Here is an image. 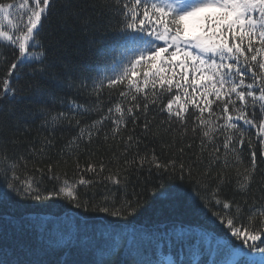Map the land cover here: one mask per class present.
Segmentation results:
<instances>
[{
	"label": "trees",
	"instance_id": "trees-1",
	"mask_svg": "<svg viewBox=\"0 0 264 264\" xmlns=\"http://www.w3.org/2000/svg\"><path fill=\"white\" fill-rule=\"evenodd\" d=\"M0 3L17 4L20 0H0ZM95 3L98 0H56L54 11L47 20H42L40 31V38L50 44V56L71 61L94 76L105 72L111 74L113 61L120 64L141 46L136 37L119 39L112 30L121 19L115 8L102 21H97L101 13L99 8L93 7ZM74 11L91 17L93 29L89 30L75 18H70ZM64 18H70L69 26L60 25ZM17 54L7 42H0V87ZM27 71L25 68L20 80L15 79L16 73L13 72L10 81V87L24 89V98L17 105L18 110L9 113L7 102L0 106V152L18 161L16 171L20 179L33 180L41 193L47 195L61 183L51 179L53 173L69 181L83 176L93 183L80 185L77 192L81 202L91 204L93 209L97 205L109 206L110 210L113 207L122 209L123 202L135 203L137 200L140 207L134 216L117 217L77 208L67 199L35 201L9 193V198L0 199V262L101 264L107 260L110 247L118 245L114 264H132L133 260L148 261L149 264H217L218 261L232 264L234 260L237 264H261L264 253L249 252L244 248V255H236L235 246L240 242L232 238L226 224L213 215L215 212L222 215L236 213L235 207L223 209L222 205L216 204L213 193L218 185L220 191L216 192L217 198L241 205L239 220L244 225L248 223L249 206L253 201L256 206L264 204V143L258 139L257 128L243 125L241 121L246 142L243 147L237 148V154L229 155L228 159L234 166L224 168L222 162L217 161L209 167L208 155L213 145H208L201 152V140L207 144V138L202 136L199 128L196 132L192 131L196 124V110L188 105L183 124L176 117L170 119L166 109H161H164L171 94H161L157 85L155 97L152 96L151 86L145 90L147 101L143 94L138 95L141 108L144 103L148 104V108L137 120L127 117L126 126H121L116 134L112 132L114 125L111 121H105L101 131L90 142L84 139L70 146L81 126L90 125L108 108H114L116 103H122L124 107L135 103L130 100L135 93H130L127 98L121 97L119 93L125 90L124 85L113 89L104 87L99 95L93 94L90 88H64L56 90L58 99L55 101L39 104L27 91L24 75ZM57 71L60 69L57 68ZM144 71L147 68H141V76ZM173 91L177 90L173 88ZM196 98L201 99L198 95ZM153 99L156 103H152ZM69 102L92 110L83 112L81 109L80 114L69 112ZM41 108L46 110V116L36 111ZM213 110L217 111L218 106L214 104ZM27 112L33 115H24ZM61 112L68 113L72 123L61 120L53 130L51 117ZM251 113L249 109V116ZM259 116L257 110V123ZM207 117L205 113L204 118ZM77 119L80 120L79 126L75 123ZM145 122L149 125L148 130L144 128ZM231 131L238 135L236 130ZM214 136V144L221 146L218 155L222 156L223 136ZM49 140L50 145L47 143ZM41 148L44 150L41 151ZM252 151L256 152L257 170L251 192L245 195L237 189L235 169L239 167L242 171L250 167ZM153 153L162 163L175 161L176 172L161 173L147 164L139 168L131 163L141 156L151 158ZM125 161L129 163L125 164ZM89 163L97 166V172L83 171ZM181 163L185 166L183 178L177 176ZM100 164L104 165L103 172L99 171ZM48 165L53 166L51 173ZM189 167L190 175L187 171ZM117 172L128 177L126 183L115 185L106 179ZM219 176L227 177L224 184H220ZM161 183L163 187H159ZM0 191H9L2 176Z\"/></svg>",
	"mask_w": 264,
	"mask_h": 264
},
{
	"label": "snow or ice",
	"instance_id": "snow-or-ice-1",
	"mask_svg": "<svg viewBox=\"0 0 264 264\" xmlns=\"http://www.w3.org/2000/svg\"><path fill=\"white\" fill-rule=\"evenodd\" d=\"M55 4L56 0H20L19 4L0 3V42H7L18 53L0 87V106L7 102L9 113L16 112L17 105L24 98L22 95L24 89L10 87L13 72L16 73L15 79L20 80L21 73L27 68L28 71L24 73L27 80L26 88L39 104H46L49 100L55 101L58 99L56 90L64 88L77 90L90 88L93 94L99 95L104 87L113 89L124 85L125 90L119 93L121 97L127 98L130 93H135L130 96V100L135 103L127 107L122 103H116L114 108H108L106 113L101 114L100 118L92 121L90 125L81 126L70 146L84 139L90 142L92 137L101 131L105 121H111L114 125L112 132L116 134L121 126H126L127 117H131L133 121L137 120L148 108L147 103L141 108L138 95L143 94L144 100L147 101L148 93L145 90L151 86L152 96L155 97L157 85L161 94H171L164 109H161L162 111L166 109L170 119L176 117L183 124L188 105L191 104L196 110V124L192 131L196 132L199 128L202 136L207 138V144L201 140V152L203 153L208 145H213L208 155L209 167L217 161L222 162L224 168L234 166L228 157L230 154H237V148L243 147L246 142L244 132L241 130V121L243 125L257 128L258 139L264 143V0H98V3L93 5L94 8H99L101 13L97 21H102L106 14L115 8L121 19L112 30L119 39L136 37L141 41V46L120 64L117 65L113 61L111 74L105 72L103 75L95 76L85 69L76 67L71 61L49 55L50 44L40 38V31L42 20L49 18ZM13 10L15 20L10 18L13 16ZM70 18H75L89 30L94 27L92 18L81 16L78 11L72 12ZM70 18L62 19L60 25L69 26ZM94 43L95 40L93 46ZM57 68L60 71H57ZM141 68H147L142 76ZM173 88L177 91L174 92ZM197 95L200 100H197ZM60 102L63 103V100ZM152 103H156V100L153 99ZM214 104L218 106L217 111L213 110ZM81 109L82 106L75 102L68 104L69 112L80 114ZM249 109L252 110L251 116ZM82 110L89 112L92 109ZM257 110L260 113L259 123L256 117ZM36 111L47 115L43 108ZM233 112L236 115H233ZM205 113L208 114L207 119L204 118ZM24 115L32 116L33 113L27 112ZM61 120L68 124L72 123V117L68 113H58L51 117L53 130ZM220 120L223 123H218ZM75 123L79 126L80 120L77 119ZM148 127V123L145 122V130H148ZM231 130H236L238 135H234ZM214 134L223 136L222 156L218 155L221 146L214 144ZM128 140L131 141L132 137L129 136ZM47 143L50 145L51 141ZM248 143L251 144V141ZM43 150L41 148V151ZM128 163L125 161V164ZM131 163L139 168L147 164L161 173L177 170L175 161L162 163L154 153L151 158L141 156L138 161L133 160ZM18 167V161L0 152V176L9 190L0 191V199L9 198V193L35 201L61 198L74 203L77 208L83 207L86 211L94 210L117 217L134 216L140 207V201L137 200L135 203L123 202L122 209L113 207L110 210L109 206L100 205L93 209L91 204L81 202L77 192L80 185L87 186L93 183L83 176L69 181L53 173L51 179L61 183L57 189L50 190L44 195L33 180L20 179L16 171ZM52 168V165H48L50 173ZM256 170L255 151L251 152L250 167L242 171L239 167L235 169L237 189L245 195L251 192ZM83 171L95 173L97 166L89 163ZM99 171H104L103 164L99 165ZM187 171L190 175L191 168L189 167ZM184 173L185 166L181 163L177 176L183 178ZM218 178L220 184L227 180L226 176ZM106 179L115 185H121L126 183L128 177L117 172ZM159 187H163V184L161 183ZM219 191L218 185L216 192ZM216 192L213 193L216 204L222 205L223 209L233 207L236 209L234 215L213 213L221 223L226 224L231 237L240 242L235 246L236 255H244V248L249 252L264 253L262 246L264 204L256 206L253 201L249 206L248 223L244 225L239 220L241 205L232 200L221 201L217 198ZM244 203L247 204V200ZM118 247L111 246L107 260L101 264H114ZM132 264L149 262L133 260ZM217 264L223 262L218 261ZM232 264L237 262L234 260ZM261 264H264V260Z\"/></svg>",
	"mask_w": 264,
	"mask_h": 264
},
{
	"label": "rangeland",
	"instance_id": "rangeland-1",
	"mask_svg": "<svg viewBox=\"0 0 264 264\" xmlns=\"http://www.w3.org/2000/svg\"><path fill=\"white\" fill-rule=\"evenodd\" d=\"M17 4H19V3H17ZM10 18H12V19H14L15 20V11L13 10V16H11ZM5 24H6V22H5ZM5 30H7V26H6V28H5Z\"/></svg>",
	"mask_w": 264,
	"mask_h": 264
}]
</instances>
